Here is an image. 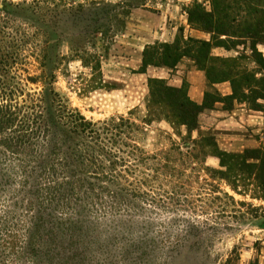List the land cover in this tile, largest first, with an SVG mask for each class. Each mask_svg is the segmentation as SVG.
<instances>
[{
    "label": "trees",
    "instance_id": "16d2710c",
    "mask_svg": "<svg viewBox=\"0 0 264 264\" xmlns=\"http://www.w3.org/2000/svg\"><path fill=\"white\" fill-rule=\"evenodd\" d=\"M206 1L208 8L195 1L186 15L190 28L209 39L184 38L179 28L181 38L144 47L136 72L146 73L149 66L173 69L187 57L208 83L228 82L230 94L204 91L197 103L185 83L177 87L148 78L146 117L140 124L122 115L87 118L55 90L53 76H45L50 30L27 19L51 28L59 16L54 0H4L0 264H167L185 247L187 228L198 231L183 212L189 205L188 182L201 173L211 202L222 194L252 206L236 201L221 184L264 201V147L232 153L221 150L211 134L192 137L199 115L217 104L226 111L235 103L263 110L264 58L256 46L264 44V0ZM66 4L63 12L69 14L72 6ZM214 48L237 54L214 55ZM75 53L86 64L94 57ZM32 60L38 74L31 72ZM98 66L96 60L93 68ZM160 120L180 140L167 136V148L149 151L143 144L145 125ZM208 155L218 159L219 168L206 166Z\"/></svg>",
    "mask_w": 264,
    "mask_h": 264
},
{
    "label": "rangeland",
    "instance_id": "374dc122",
    "mask_svg": "<svg viewBox=\"0 0 264 264\" xmlns=\"http://www.w3.org/2000/svg\"><path fill=\"white\" fill-rule=\"evenodd\" d=\"M43 1L46 3L48 0ZM54 1L59 16L53 18L55 25L51 28L34 17L27 20L50 30L49 57L43 68L45 76H53L55 90L87 118L102 120L122 115L142 124L146 117L148 78H163L173 86L185 83L192 98L209 89L203 73L187 57L182 58L172 71L149 66L146 73L136 72L141 65L144 47L181 38L179 28L183 29L184 38L207 37L190 28L186 15V9L195 1L208 8L206 0ZM64 3L72 6L69 14L63 12ZM116 3L119 5L115 6ZM3 8H6L5 2L0 0V9ZM238 49L241 51L243 48L239 46ZM76 51L94 57L86 64ZM214 53L235 55L234 52ZM96 60L99 66L95 70ZM31 63L32 74H38V63L35 60ZM247 64L249 68H255L254 63ZM31 87L35 86L29 84ZM261 104L264 111V102L261 101ZM217 106L222 108L221 104ZM215 118L218 117L208 118L201 113L198 128L192 132V137H197L198 133L212 135ZM167 136L177 142L180 140L165 120L154 121L145 125L143 144L149 151L164 149L170 145ZM253 139L257 142L226 152L241 153L247 148L264 147V120L260 131L253 134ZM205 164L210 168H219L218 159L212 155L206 157ZM203 178L201 173L198 179L188 182L189 205L183 212L187 224L198 226V231L187 228L189 234L185 247L167 264H263L264 201L244 198L221 184V188L233 194L236 201L244 200L252 206L232 203L222 194H216L220 198L211 202L208 200L209 186L204 184ZM193 200L194 206L190 204Z\"/></svg>",
    "mask_w": 264,
    "mask_h": 264
},
{
    "label": "crops",
    "instance_id": "0c3cea01",
    "mask_svg": "<svg viewBox=\"0 0 264 264\" xmlns=\"http://www.w3.org/2000/svg\"><path fill=\"white\" fill-rule=\"evenodd\" d=\"M198 32L207 35V37L203 39H209L208 34L201 31ZM256 47L264 58V44L259 43ZM215 51L225 52L222 48H214V55H220L215 54ZM231 52L237 54V52L234 50ZM157 68L161 69L162 67ZM163 68H165L167 71H172V69L166 67ZM199 71L204 75L203 71ZM205 83L206 86L209 87V89H207L206 91H217L221 95H227L231 92L228 82L210 84L205 78ZM203 94L204 91L195 98H192L188 93L190 98L197 103L202 102ZM202 114H204L208 118L218 117L217 119L215 118L216 122L214 124V127L212 128V135L218 142L219 148L224 151L243 149L250 144L256 143L257 141L256 139H253V134L260 131V129L262 128V121L264 120V111L251 110L244 103H235L233 109L230 111L223 110L216 105L214 109H209L206 113L202 112Z\"/></svg>",
    "mask_w": 264,
    "mask_h": 264
}]
</instances>
